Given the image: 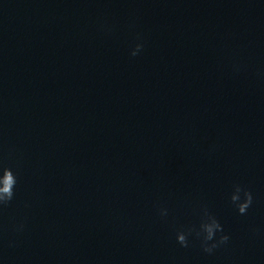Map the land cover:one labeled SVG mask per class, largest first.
Instances as JSON below:
<instances>
[{
    "label": "clouds",
    "instance_id": "obj_1",
    "mask_svg": "<svg viewBox=\"0 0 264 264\" xmlns=\"http://www.w3.org/2000/svg\"><path fill=\"white\" fill-rule=\"evenodd\" d=\"M143 49V43H137L131 50L130 55L135 57ZM18 183V174L11 168L0 165V211L6 208L15 196V188ZM253 193L241 184H234L229 196L231 205L239 215H246L253 203ZM161 218L168 216V209L158 208ZM24 225L16 226V231H22ZM219 234V235H218ZM195 237L200 242L201 249L211 255L223 245H226L230 237L224 234V227L217 217L205 205L200 211V222L198 226H188L176 232L177 243L184 248L189 247V237Z\"/></svg>",
    "mask_w": 264,
    "mask_h": 264
}]
</instances>
